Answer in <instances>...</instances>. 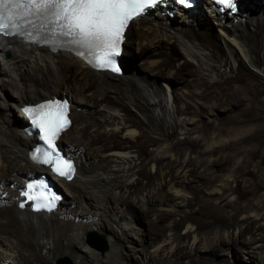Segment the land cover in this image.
<instances>
[{
	"label": "bare ground",
	"instance_id": "6f19581e",
	"mask_svg": "<svg viewBox=\"0 0 264 264\" xmlns=\"http://www.w3.org/2000/svg\"><path fill=\"white\" fill-rule=\"evenodd\" d=\"M238 1L233 14H217L206 0L195 10L154 5L126 26L121 74L95 70L71 50L0 31V264H54L59 257L73 264H264V195L245 205L227 198L228 178L243 166L246 146L264 136V124L174 145L161 140L147 160L137 144L144 124L152 130L175 122L192 126L197 119L174 115L196 109L200 116V100L214 99L216 109L228 106L225 116L245 104H258L264 113V4ZM135 22L144 24L136 42ZM135 44L146 52L138 60ZM240 72L259 78L244 87L246 93L228 90L217 101L210 78ZM55 93L69 102L70 125L58 142L75 163L71 178L51 174L26 155L35 136L22 130L19 107ZM63 140L74 146V156ZM39 173L61 194L48 212L17 206L23 182ZM138 209L149 216L145 238ZM88 231L105 239L104 250L89 243ZM250 248L259 252L256 258ZM218 250H228L227 257H200Z\"/></svg>",
	"mask_w": 264,
	"mask_h": 264
},
{
	"label": "snow or ice",
	"instance_id": "6c2138e0",
	"mask_svg": "<svg viewBox=\"0 0 264 264\" xmlns=\"http://www.w3.org/2000/svg\"><path fill=\"white\" fill-rule=\"evenodd\" d=\"M158 2L159 0H0V30H7L9 27L20 29L25 25H34L35 19L50 17L48 24L53 29L58 28L60 36L68 38L66 42L74 47L77 55L85 58L90 56L92 59H89V63L103 68L111 65V57L118 54L119 41L128 22ZM180 2L184 3V0ZM218 2L231 6V0ZM113 70L119 69L113 66ZM52 103L49 101L48 105L36 106L41 110V116L47 115L44 109ZM63 104L66 105L67 101ZM56 106L60 112L53 114L55 119L52 128L49 129L40 122V127L46 133L51 132L44 139L52 149L56 147L53 138L63 126L59 123L63 108L58 101ZM25 111L29 115L33 114V109ZM53 159L54 169L59 175L65 176L71 171V161L62 162L58 153L54 155L48 152L43 163H52ZM61 163L64 164L63 168Z\"/></svg>",
	"mask_w": 264,
	"mask_h": 264
},
{
	"label": "rangeland",
	"instance_id": "374dc122",
	"mask_svg": "<svg viewBox=\"0 0 264 264\" xmlns=\"http://www.w3.org/2000/svg\"><path fill=\"white\" fill-rule=\"evenodd\" d=\"M260 2H262L264 4V0H260ZM238 3H239V1H238ZM136 22L134 24L130 25V30L133 33V37L135 39V42H136V40H138V33H137L138 29H140V27L144 26V24H137ZM214 26H215V24H214ZM149 42H150V40H147L146 43H149ZM132 50L134 51L133 57H136L137 60L140 59L141 57H143V54L146 53V52L142 53V51L139 48H136V44L133 46ZM3 55H4V57L8 56V54H6V53H4ZM140 62H142V61H140ZM249 74L250 73H248V72H240V73H238V75H237V73H232L225 78H210L209 81H211L212 83H215V89L217 91L215 93V95H217V101H221V99L219 97L225 96L226 91H228V90H236L237 89V90H240L242 93H246L244 87L248 86L249 84L253 83L255 80H257L259 78L257 76H251L250 77ZM236 75L238 76V78H236ZM122 76H124V74ZM150 78H152L153 80L155 79V81H158V82L161 79V78L158 79V76H156V75H155V77H154V75H152ZM225 79H228V80L225 81ZM260 79H263V78H260ZM221 81H222V83H221ZM227 81L230 83H228ZM176 85L177 84L175 83L174 86H176ZM46 86L47 87L49 86V89L54 91L50 87V85H45V87ZM63 89H66V88H63ZM56 92H58V91H56ZM242 93H240V94L243 95ZM48 95L50 96L51 94H48ZM55 95H60V94L55 93ZM207 102L208 103H205L203 100L199 101L201 106L203 104L205 105L204 106L205 108L204 107L202 108V109H204V111L201 113L200 116L196 117V114H199V113H197L196 109H194V108H193L194 109L193 114L176 113L174 115L175 119L179 118V120H181L183 118L192 119V120L197 119V122L192 124V126H184L179 122H175L172 125H165V126L162 124H159L160 129H156V130H152V128L148 124H144L141 128H139L138 130L142 129L145 132V136L142 137L139 140V142L137 143L139 145V147H141V149H142V153L140 154L141 159L147 160L154 153L156 146L160 143L161 140H164L165 143H167V144L174 145V144H178V143H185L188 138H192V137H195L197 135L198 136L205 135V134L211 135L213 132H217L219 129H224V130L235 129V128H237V129H243L244 128L245 129V127L248 125L251 126V125H254L256 123L264 124V113H260L256 109L258 107V104H252V105H250V104L246 105L245 104L239 108H231L232 112H230V113H232V115L225 116L226 113H228V109H229L228 106L226 107V105H225L224 107H219L216 109V107H215L216 101L214 99H212V98H211V100L208 99ZM196 104L198 105V103H196ZM206 105L208 106V108L206 107ZM245 106L246 107L250 106L251 108L245 109ZM206 108H207V111H206ZM213 109H216V110H213ZM243 110L246 112H244ZM213 114H217L218 116H225L226 118H225V120H223V122L213 123L210 120V116H212ZM253 118H255V120H256L255 122L253 121ZM219 124H221V125H219ZM223 126H225V127H223ZM241 159L243 162V166L240 167V171L238 173H236L235 177L231 176L228 178V187L230 190L227 192V198L229 200L237 201L239 204H242V205H245L248 201H252L254 203H257L259 201V199L261 198V196L264 195V136H262L259 140L253 141L248 146H246V151L241 156ZM246 165H247V167H246ZM93 174L94 173L92 172L91 175H93ZM92 177L89 178L90 179L89 181L91 182L90 184H92V182L94 180V176H92ZM93 185H96V184L93 183ZM94 187L96 189L97 186H94ZM137 215H138L137 224H138L139 229H140L139 231L140 232L142 231L141 235L143 238H145L148 235H150V233L148 232L149 227L147 224V218L149 216H147V213H145L143 210H139V209H138ZM116 219H117L116 220L117 222L120 221L119 217H117ZM261 227L263 229L262 231H264V225H262ZM89 232H93V231H88L85 234V237H87V234ZM97 235L100 236L99 234H97ZM28 239H29V237H28ZM102 239L104 241L105 248H106L105 239L103 237H102ZM250 250H251V257L256 258L254 255H258L259 252L257 253V250H255L254 248H250ZM227 251L228 250H226V252ZM226 252H225V250L222 252L220 250H218L215 253L214 252L213 253L208 252L207 254L209 257H207L205 255L200 256V257H202L204 259H207V258H210V259H212V258H214V259L225 258V257H227V254H225ZM252 254H254V255L252 256ZM38 260L41 263L44 262L41 259H38ZM71 263H72V261H71ZM245 263H247V262H245ZM233 264H243V263H240V261L237 263L235 261Z\"/></svg>",
	"mask_w": 264,
	"mask_h": 264
},
{
	"label": "water",
	"instance_id": "95a60500",
	"mask_svg": "<svg viewBox=\"0 0 264 264\" xmlns=\"http://www.w3.org/2000/svg\"><path fill=\"white\" fill-rule=\"evenodd\" d=\"M53 185V184H52ZM53 187L56 189L55 185ZM36 212H45V211H36ZM87 240L89 243H91L93 246L98 248L99 250H103L105 248L104 241L101 236H98L95 232H89L87 234ZM54 264H71L68 258L66 257H59L55 260Z\"/></svg>",
	"mask_w": 264,
	"mask_h": 264
},
{
	"label": "flooded vegetation",
	"instance_id": "af4514ba",
	"mask_svg": "<svg viewBox=\"0 0 264 264\" xmlns=\"http://www.w3.org/2000/svg\"><path fill=\"white\" fill-rule=\"evenodd\" d=\"M63 144L65 145V148H66V151L68 152V154H70V155H72V156H74L75 155V153H73L74 151H73V147L72 146H70V145H66V143H65V141L63 140ZM28 145H30V143L28 144ZM48 174V173H47ZM49 175V174H48Z\"/></svg>",
	"mask_w": 264,
	"mask_h": 264
},
{
	"label": "clouds",
	"instance_id": "9594fccd",
	"mask_svg": "<svg viewBox=\"0 0 264 264\" xmlns=\"http://www.w3.org/2000/svg\"><path fill=\"white\" fill-rule=\"evenodd\" d=\"M58 145L60 146L59 142H58ZM61 147V146H60ZM59 191V190H58Z\"/></svg>",
	"mask_w": 264,
	"mask_h": 264
}]
</instances>
